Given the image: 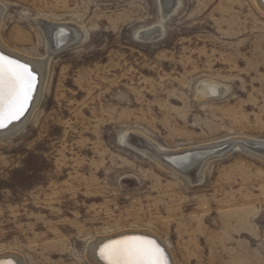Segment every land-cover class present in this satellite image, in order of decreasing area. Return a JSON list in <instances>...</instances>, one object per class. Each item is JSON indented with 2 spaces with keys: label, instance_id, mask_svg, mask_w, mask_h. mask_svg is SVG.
<instances>
[{
  "label": "rangeland",
  "instance_id": "obj_1",
  "mask_svg": "<svg viewBox=\"0 0 264 264\" xmlns=\"http://www.w3.org/2000/svg\"><path fill=\"white\" fill-rule=\"evenodd\" d=\"M164 4L0 0L3 38L26 54L44 53L40 18L83 36L50 58L22 128L0 135V254L92 264L95 237L146 229L177 264H264V157L236 143L264 141V13L254 0ZM204 79L224 92L201 95ZM205 143L229 146L201 175L162 163Z\"/></svg>",
  "mask_w": 264,
  "mask_h": 264
},
{
  "label": "bare ground",
  "instance_id": "obj_2",
  "mask_svg": "<svg viewBox=\"0 0 264 264\" xmlns=\"http://www.w3.org/2000/svg\"><path fill=\"white\" fill-rule=\"evenodd\" d=\"M254 1L256 3L255 5L258 6L257 8H259L264 13V0H254ZM169 2L173 3V0H161V3H162V5H164V7H166V5L164 3H167V6H168ZM176 5H177V2H176ZM174 6H175V4H174ZM173 8H176V7H173ZM0 13H1V7H0ZM162 14H163V12H162ZM37 26L40 29L41 36L44 38V53L40 56H37V57H33L29 54H26V53L20 51L17 48L12 47L10 44H8L6 42V40L3 38L2 32L0 31V53L10 57L11 59L17 60L20 63L27 64L36 74V84H37L35 86V90L33 92L32 99L29 102L30 108L28 107L26 113L23 114V116L24 115L25 116L24 117L21 116L18 121L13 122V124L9 125L7 129L0 130L1 136H3V135H14L15 133H17L22 128V126L25 124V122L27 121L26 119L29 116V113L31 112V110L34 109V107H36V103L39 100V95L41 93V89L43 86L42 84L44 82L43 78L46 76L45 73H46V70H47V67L49 64V60L52 57V55L55 54L54 52L57 50V48L60 46H62V47L66 46L67 44H69V42H72V41L81 42L83 39L82 31L80 32L79 28L72 26V25L67 26L66 23L65 24H63V23L59 24V22L53 23L51 21L40 18V19H37ZM156 31H157V29H155L151 26V27L143 29V31L141 33L144 35V38H147L148 36H152ZM83 33L86 34L85 32H83ZM157 37H158V35H157ZM16 38L19 40L22 39L21 37L20 38L16 37ZM149 39H151V38H149ZM149 39H148V41H149ZM201 82H202L201 86L200 85L199 86H200L201 95H203V96L204 95L205 96L206 95H213L214 93H218L220 91H223L222 89L220 90V88H221L220 84L214 80L204 79ZM237 140H238V141H236L237 144H240L243 146H249V147L253 148V149L249 148L250 151H253L256 154H259L258 156L264 157V141L249 140L248 138H239ZM232 144H233V142H231L229 145H232ZM229 145L225 146V143L224 144L222 143L221 145L220 144L215 145V144H206L205 143L203 145H197V146L195 145V146H190V147L174 150V151L167 153L165 155V157H167V159L165 158L166 160H162V163L165 166H167L168 168L175 170L177 172H181L185 175H188L191 172L194 175H197V174L201 175L200 172L202 170L203 165L206 162L205 156H210L207 154H209L211 151L212 152H216V151L218 152L224 148L228 149ZM219 146H221V147H219ZM139 149H140V147H139ZM158 149H160V148H158ZM140 150H142V149H140ZM143 150H145V149H143ZM169 150H171V149H169ZM256 150H259V151H256ZM141 152H144V151H141ZM150 152H152V151H150ZM155 156L157 157V155H155ZM209 159H211V158H209ZM198 179H199V177H198ZM158 236L159 235L156 234L155 232L149 231L146 229L145 230L144 229H137V230L128 229V230H123V231H120L117 233L115 232L114 234H110V235L97 236L88 244L85 257L92 264H106V261L100 255V249L105 244H109L112 241H118V240H124L127 238L139 237V238H143V239L154 240L164 250V253H165V256L167 259V264H177L175 261V257H174L172 250L169 247H166L164 242L161 240L162 237L160 238ZM19 260L20 259L18 258L17 254H14L11 252H6V253L0 254V264H19L21 262V260H20V262H19Z\"/></svg>",
  "mask_w": 264,
  "mask_h": 264
},
{
  "label": "snow or ice",
  "instance_id": "obj_3",
  "mask_svg": "<svg viewBox=\"0 0 264 264\" xmlns=\"http://www.w3.org/2000/svg\"><path fill=\"white\" fill-rule=\"evenodd\" d=\"M36 86V74L27 65L0 53V130L27 111ZM106 264H167L164 250L139 237L112 241L100 249Z\"/></svg>",
  "mask_w": 264,
  "mask_h": 264
}]
</instances>
